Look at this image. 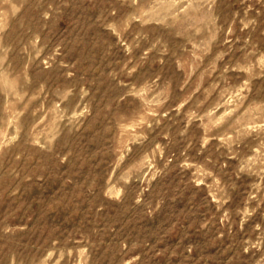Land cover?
Here are the masks:
<instances>
[{
    "label": "rangeland",
    "instance_id": "rangeland-1",
    "mask_svg": "<svg viewBox=\"0 0 264 264\" xmlns=\"http://www.w3.org/2000/svg\"><path fill=\"white\" fill-rule=\"evenodd\" d=\"M0 264H264V0H0Z\"/></svg>",
    "mask_w": 264,
    "mask_h": 264
}]
</instances>
